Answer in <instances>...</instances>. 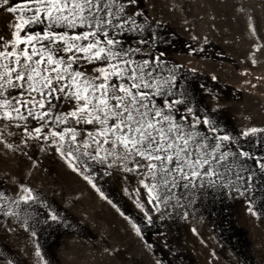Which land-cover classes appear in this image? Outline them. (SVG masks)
<instances>
[{
	"label": "snow or ice",
	"instance_id": "6c2138e0",
	"mask_svg": "<svg viewBox=\"0 0 264 264\" xmlns=\"http://www.w3.org/2000/svg\"><path fill=\"white\" fill-rule=\"evenodd\" d=\"M0 12L8 17L0 30L5 155L33 165L37 154L57 157L138 236L143 229L106 196L101 179L117 177L148 225L190 219L210 188L264 217L257 204V195L264 201V127L221 124L218 77L202 80L196 67L169 57L171 41L142 0H0ZM192 40L190 57L210 54L207 37ZM12 183L11 195L0 190V216L8 231H27L29 209L51 205L22 180ZM47 219L64 222L54 210ZM160 235L173 253L167 232Z\"/></svg>",
	"mask_w": 264,
	"mask_h": 264
},
{
	"label": "rangeland",
	"instance_id": "374dc122",
	"mask_svg": "<svg viewBox=\"0 0 264 264\" xmlns=\"http://www.w3.org/2000/svg\"><path fill=\"white\" fill-rule=\"evenodd\" d=\"M142 4L161 22L160 35L171 41L172 60L196 67L202 80L218 77L221 124L230 131L264 127V0H142ZM7 25V14L0 12V30ZM193 36L207 37L209 55H188V46L196 43ZM37 155L39 164L33 165L26 157L0 151V190L11 195L13 180H22L51 205L29 209L27 222L32 227L27 231L21 227L8 231V218L0 216V225L5 226L0 227V255L13 264H154L160 258L165 264H264V217H253L244 202L218 188L206 190L190 219L148 225L135 207L134 194L123 191L117 177L101 179L106 196L143 229V236H138L128 219L62 161ZM257 204H264L259 195ZM50 210L64 222L48 220ZM161 232H167L175 255L164 247Z\"/></svg>",
	"mask_w": 264,
	"mask_h": 264
}]
</instances>
